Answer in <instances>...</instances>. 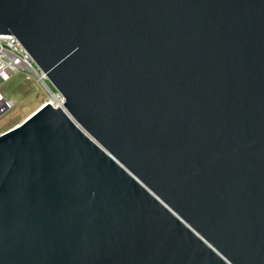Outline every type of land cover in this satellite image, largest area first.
I'll list each match as a JSON object with an SVG mask.
<instances>
[{
  "label": "water",
  "instance_id": "1",
  "mask_svg": "<svg viewBox=\"0 0 264 264\" xmlns=\"http://www.w3.org/2000/svg\"><path fill=\"white\" fill-rule=\"evenodd\" d=\"M62 102L0 134V264H264V0H0Z\"/></svg>",
  "mask_w": 264,
  "mask_h": 264
},
{
  "label": "built area",
  "instance_id": "2",
  "mask_svg": "<svg viewBox=\"0 0 264 264\" xmlns=\"http://www.w3.org/2000/svg\"><path fill=\"white\" fill-rule=\"evenodd\" d=\"M16 75H23L26 80H33L49 91L50 85L46 75L20 42L12 35H0V117L9 112L14 105L2 93V86L10 82ZM48 102L58 105L62 102V97L58 93L51 94Z\"/></svg>",
  "mask_w": 264,
  "mask_h": 264
},
{
  "label": "rangeland",
  "instance_id": "3",
  "mask_svg": "<svg viewBox=\"0 0 264 264\" xmlns=\"http://www.w3.org/2000/svg\"><path fill=\"white\" fill-rule=\"evenodd\" d=\"M2 93L14 105L0 117V134L20 124L51 97L48 90L33 80H26L23 75H16L4 84Z\"/></svg>",
  "mask_w": 264,
  "mask_h": 264
}]
</instances>
